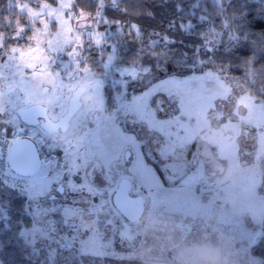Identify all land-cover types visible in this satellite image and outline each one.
<instances>
[{
	"label": "rangeland",
	"instance_id": "rangeland-1",
	"mask_svg": "<svg viewBox=\"0 0 264 264\" xmlns=\"http://www.w3.org/2000/svg\"><path fill=\"white\" fill-rule=\"evenodd\" d=\"M118 1L93 10L95 0H7L25 22L7 29L10 13L0 30V209L11 190L33 219L10 223L8 238L59 264L66 251L68 264H262L264 97L248 73L171 50L168 36H143L115 13ZM216 33H202V49H215ZM80 86L68 129L21 118L33 104L60 117ZM18 136L41 145L33 175L9 167ZM123 178L146 199L135 223L113 204ZM3 244L0 236V264Z\"/></svg>",
	"mask_w": 264,
	"mask_h": 264
},
{
	"label": "trees",
	"instance_id": "trees-1",
	"mask_svg": "<svg viewBox=\"0 0 264 264\" xmlns=\"http://www.w3.org/2000/svg\"><path fill=\"white\" fill-rule=\"evenodd\" d=\"M95 1L93 10L95 5L97 9L99 7ZM7 3V0H0V30L5 29L7 15L13 13V25L7 29L14 31L25 20L15 6H8ZM112 9L113 5H106L105 13H111ZM115 13L121 20L138 25L143 36H168L171 50L180 49L188 54L199 51L214 65H230L229 70L233 74L243 76L248 73L251 86L264 97V0H119ZM212 30L220 37L215 49H202L205 44L202 33ZM111 101L113 96L109 97ZM4 196L6 201L0 209V236L6 244L5 247L2 245L5 253L1 255L2 263L59 264L45 251L39 253L37 248L32 249L34 247L22 238H8L10 234L6 229L10 223L16 221L22 228L33 219L24 209L25 195L9 190ZM4 213L6 218H3ZM18 239L20 242H16ZM66 247V250L72 249L71 245ZM254 251L263 258L264 264V230L254 245ZM66 255L65 264L73 262L71 252L66 251ZM103 260L108 264L113 261L110 257ZM129 263L138 264L136 261Z\"/></svg>",
	"mask_w": 264,
	"mask_h": 264
},
{
	"label": "water",
	"instance_id": "water-1",
	"mask_svg": "<svg viewBox=\"0 0 264 264\" xmlns=\"http://www.w3.org/2000/svg\"><path fill=\"white\" fill-rule=\"evenodd\" d=\"M86 87L80 86L75 90L69 101L65 115L59 120H54L49 115V107L45 104H33L19 109L21 118L28 124H37L39 115L44 117L42 126L52 132L66 130L70 126L72 117L82 106V95ZM10 168L21 176H29L37 173L43 165V159L37 142L29 137L22 136L15 139L8 154ZM133 181L123 178L113 193L112 200L119 212L130 222H138L144 215L146 199L143 195L131 193Z\"/></svg>",
	"mask_w": 264,
	"mask_h": 264
},
{
	"label": "flooded vegetation",
	"instance_id": "flooded-vegetation-1",
	"mask_svg": "<svg viewBox=\"0 0 264 264\" xmlns=\"http://www.w3.org/2000/svg\"><path fill=\"white\" fill-rule=\"evenodd\" d=\"M69 106V104H68ZM66 113H64L63 115H65ZM63 115H61L60 117L54 119V120H59ZM73 118V117H72ZM44 122V117L42 115H39L38 117V123L36 125H42V123Z\"/></svg>",
	"mask_w": 264,
	"mask_h": 264
},
{
	"label": "built area",
	"instance_id": "built-area-1",
	"mask_svg": "<svg viewBox=\"0 0 264 264\" xmlns=\"http://www.w3.org/2000/svg\"><path fill=\"white\" fill-rule=\"evenodd\" d=\"M19 137H21V136H18V137H16V138H19ZM16 138H14L13 140H15ZM13 140L10 142L9 147H8V149H7V159H8V154H9V148H10V145H11V143L13 142ZM40 147H41V145H40ZM8 164H9V163H8Z\"/></svg>",
	"mask_w": 264,
	"mask_h": 264
}]
</instances>
